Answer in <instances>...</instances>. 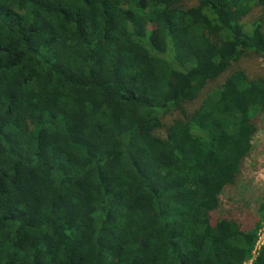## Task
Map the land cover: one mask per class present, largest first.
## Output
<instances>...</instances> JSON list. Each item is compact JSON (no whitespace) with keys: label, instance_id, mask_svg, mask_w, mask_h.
I'll return each instance as SVG.
<instances>
[{"label":"trees","instance_id":"16d2710c","mask_svg":"<svg viewBox=\"0 0 264 264\" xmlns=\"http://www.w3.org/2000/svg\"><path fill=\"white\" fill-rule=\"evenodd\" d=\"M258 7L0 0V264L248 262L264 203L249 228L212 213L264 117V78L233 71L184 105L264 57V18L243 22Z\"/></svg>","mask_w":264,"mask_h":264},{"label":"rangeland","instance_id":"374dc122","mask_svg":"<svg viewBox=\"0 0 264 264\" xmlns=\"http://www.w3.org/2000/svg\"><path fill=\"white\" fill-rule=\"evenodd\" d=\"M199 4L200 0H180V5L186 9L195 8ZM260 18H264V9L258 7L254 8L243 22L251 23ZM147 30L151 33L153 27L147 25ZM222 52L227 53L226 49ZM236 70L245 71L251 78H264V57L257 53H249L232 62L225 67L220 76L206 85L205 91L196 100L185 104L184 110L187 113L193 112L200 106L205 92L220 87L225 79ZM180 117L179 111L170 110L162 116L163 125L167 126ZM165 133V127L156 131L159 136H164ZM218 199L220 206L212 213L213 220L232 219L240 226L249 228L253 227L259 219L258 208L264 202V117L258 122V130L251 140L249 153L235 183L219 189ZM258 257L259 255L252 257L250 262L253 263Z\"/></svg>","mask_w":264,"mask_h":264},{"label":"built area","instance_id":"2783aa9c","mask_svg":"<svg viewBox=\"0 0 264 264\" xmlns=\"http://www.w3.org/2000/svg\"><path fill=\"white\" fill-rule=\"evenodd\" d=\"M262 250H264V211H263L262 217L260 219L259 228L256 232L255 245H254V248H253V251L251 254V258L248 262H250L252 260V257L259 255ZM248 262H246L245 264H247ZM250 264H252V263L250 262Z\"/></svg>","mask_w":264,"mask_h":264}]
</instances>
